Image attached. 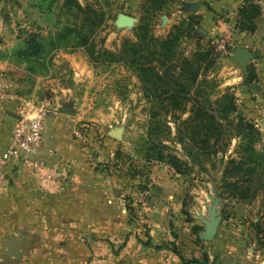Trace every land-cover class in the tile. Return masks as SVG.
<instances>
[{"label": "crops", "instance_id": "1", "mask_svg": "<svg viewBox=\"0 0 264 264\" xmlns=\"http://www.w3.org/2000/svg\"><path fill=\"white\" fill-rule=\"evenodd\" d=\"M247 1L171 0L168 8L175 11L162 16V23L155 25L160 32L155 29L154 34L165 38L178 21L191 19L197 33L182 38V44L191 42L192 45L190 50L187 46L181 49L183 57L191 58L197 52L206 51L214 45L217 36L224 34L235 43L232 54L236 48L249 49L255 56L249 67L255 68L257 80L247 87L244 84L247 72H241L231 84L222 85L217 76L216 90L232 85L238 105L242 103L238 92L246 99V104L252 102L246 111H240L260 131L264 128V0H250L262 8L255 33L241 31L238 26L240 9ZM188 3L199 4V10H189ZM16 51L13 49L0 61V73L11 76L9 96L0 101V153L8 148L18 121L10 113L19 114L28 107L37 109L39 106L26 101L29 90L22 89L33 90L34 86L33 82L29 85L28 76L27 80L16 76L15 64L24 69L26 64ZM213 72L217 74L218 70L210 67L204 71L203 68L199 80L212 79ZM135 77L141 87L139 78ZM71 104L76 110L73 116L62 112ZM81 119L75 102L50 109L43 148L31 157L32 167L19 161L6 168L8 179L0 187V264H185L170 248V219L183 215L180 200L184 201L186 196L180 186V176L166 163L152 169L150 180L155 186H149L150 237L154 245L163 248L147 247L140 240L138 227L127 222L129 212L124 197L126 192H134L135 178L127 177L124 168L115 163L119 162L117 158L125 147L113 138L108 140L107 146L86 144L85 131H80L77 124ZM158 194L167 200L162 208L158 205L160 202L155 201ZM259 220L255 218L254 223ZM247 228L243 238L228 242L224 255L228 264H264V242L255 231L256 225ZM219 234L214 240L218 243ZM219 246L223 245L219 243ZM197 248L193 251V246H189L187 255L193 253L198 258Z\"/></svg>", "mask_w": 264, "mask_h": 264}, {"label": "rangeland", "instance_id": "2", "mask_svg": "<svg viewBox=\"0 0 264 264\" xmlns=\"http://www.w3.org/2000/svg\"><path fill=\"white\" fill-rule=\"evenodd\" d=\"M77 1L83 8L93 7L103 18V23L96 35L97 48L104 46L113 52H118L127 39L137 41L138 34H145L140 28L144 27L140 24L142 15L140 7L143 0ZM68 8L70 7L65 5V0H0V61L5 59L3 57L11 53L13 49L23 47L22 42L31 34H40L49 40V37L55 36L63 26H74L75 24L82 26L85 13L76 8L71 10ZM170 11L174 12L175 9L167 8L156 16L158 19L155 20L156 23L154 22V30L156 24L162 23V16L170 15ZM121 13H130L138 19L133 29H120L116 26L117 17ZM180 23L181 21H178L174 26ZM156 30L160 32V28ZM234 44L232 41L233 47ZM185 46L190 50L191 42L182 44L180 50L182 48L184 50ZM230 54L217 58L218 61L213 69L218 70V73L213 72L214 77L209 80L211 84L208 85L207 94L202 101L208 99L215 102L219 94L227 91L233 92L230 87L232 85H227L218 91L214 89L215 93L208 95L213 86H217V79H215L217 76L223 85L241 75L242 70L231 61L232 54ZM23 58L26 61L25 69L16 64L14 69L18 78L23 79L28 76L29 85L33 82V90L29 87L22 89L29 90L26 101L38 103V107L45 105L44 107L49 108L48 110L75 102L82 114V119L77 124H79L80 131H85L88 139L85 141L86 144H93V147L95 145L107 146L111 138L108 130L111 127L125 128V138L117 141L120 146L125 147V150L121 151V156L117 158L119 162L115 163L120 168L121 166L124 168L127 177L134 176L135 178L134 192H126L124 198L127 209L129 205L135 209L137 217L132 218L129 215L127 222L130 226L133 223L136 224L134 226L139 229L140 240L146 242L149 238L151 239L152 222L148 212L151 208L149 186L154 187L155 185L151 184L150 176L153 167L162 163L156 160L157 153L150 148L158 143L167 145L173 153L187 162L183 167L186 169L184 174H178L171 168L175 175L182 179L180 186L186 192L184 201L180 200L183 205V215L170 219L172 238L170 248L173 251L176 248L179 256L188 261L193 260L195 255L191 253L188 256L187 250L189 246H193L194 251L197 246L199 259H203V255L208 254L210 264H228L227 257H224L228 242L243 238L247 234L246 228L255 224V218H260L264 223V195L262 193L252 201L239 200L232 197L230 189L225 186V180L237 179L227 174L225 168L231 157L239 156L237 152L242 142L240 139H234L226 153L210 155L199 151L190 140V135L186 133L183 124L190 113L183 114L182 119H177L179 111H166L160 105L162 101L160 98L152 96L149 98L142 86L140 87L135 74L123 63H109L107 59L105 62L94 64L89 60L87 50L83 48L64 46L57 50H46L39 53V56H34L32 53L24 54ZM0 75L10 80L9 74L2 72ZM238 94L242 100L239 108L246 111L247 105L252 102L248 101L246 104L244 101L246 99H243L244 97L239 92ZM190 106L188 105L189 108ZM22 111L20 115L24 113V110ZM248 120L252 122L251 119ZM168 127L171 128V132ZM151 129L155 131L149 132ZM263 142L264 138L261 136L258 143L259 149H264ZM115 163L113 166L116 167ZM213 194L223 199L221 206L224 220L218 236L222 247L219 246L218 241L217 243L215 241L198 242L197 235L193 232L195 227H199L200 232L204 231V224L199 221L198 212L203 210L205 217H208L206 205L207 203L212 204L210 196ZM155 196V201L160 202L158 205L161 208L167 204L165 196L162 194ZM178 205L180 210L179 201ZM184 211L188 212L191 221H188ZM133 219L136 221L132 222ZM176 225L184 227L177 228Z\"/></svg>", "mask_w": 264, "mask_h": 264}, {"label": "trees", "instance_id": "3", "mask_svg": "<svg viewBox=\"0 0 264 264\" xmlns=\"http://www.w3.org/2000/svg\"><path fill=\"white\" fill-rule=\"evenodd\" d=\"M169 1L171 0H143L140 7L142 14L140 24L144 27L140 28L145 34H138L137 41L127 39L120 51L113 52L104 46L97 48L96 35L103 23V18L97 11L90 6L83 8L77 0H65V5L70 7L69 10L76 8L85 13L82 26L78 24L63 26L55 36H50L49 40L40 34H31L22 42L24 46L16 52H19L18 57L26 62L23 58L24 54L32 53L34 56H39V53L46 50L73 46L87 50L89 60L94 64L105 62L107 59L109 63H123L139 78L149 98L152 96L162 100L160 102L162 109L179 111L177 119H182L183 114L190 113L183 124L186 133L190 135V140L199 151L218 155L226 153L234 139L242 141L237 152L239 156L231 157L225 168L227 174L237 179L225 180V186L230 189V194L234 198L245 201L255 200L259 194L264 195V149L258 147L261 132L253 121L239 115L238 98L233 88H231L233 92L219 94L215 102L208 99L202 101L211 83L205 78L199 80L200 72L203 68L204 71H208L210 67L215 66L217 58L221 56L216 52L214 45L204 52L195 53L191 58L182 56L180 50L182 38L197 33L191 19L174 26L165 38L155 36L153 27L155 20L158 19L156 16L168 8ZM261 15L262 8L248 0L240 9L239 29L255 33L258 29L257 20ZM257 78L256 70L251 66L245 74L244 84L249 87ZM216 87L214 85L208 95L214 94ZM188 105H191L190 108ZM168 129L171 132V128ZM152 131L155 130L151 129L149 132ZM150 150L156 151V160L159 163H167L176 173L184 174L186 171L183 167L187 162L173 153L167 145L158 143ZM166 150L169 152H165ZM128 199L130 201V198ZM134 211L135 209L129 205L128 212L132 218L137 217ZM184 212L188 221H191L188 212ZM134 221L136 220L133 219L132 222ZM255 225L257 234L264 242V223L259 220ZM193 232L197 235L198 242H202L199 239L200 228L195 227ZM143 243L157 250L163 248L154 245L150 238ZM174 251L178 253L176 248ZM181 259L185 264H210L208 254H204L203 259L194 258L191 261L184 257Z\"/></svg>", "mask_w": 264, "mask_h": 264}, {"label": "built area", "instance_id": "4", "mask_svg": "<svg viewBox=\"0 0 264 264\" xmlns=\"http://www.w3.org/2000/svg\"><path fill=\"white\" fill-rule=\"evenodd\" d=\"M214 47L220 56L230 54V50L232 51L233 48L231 37L219 35L216 42H214ZM8 89L9 81L7 77L0 75V101L7 100ZM21 116L22 119L17 121L8 148L5 152L0 153V187L7 182L6 168L8 166L22 161L23 164L32 167L31 157L43 148L49 110L44 106H40L37 109L33 107L26 109ZM256 127L258 128L257 125ZM260 132H262L261 134L264 138V128Z\"/></svg>", "mask_w": 264, "mask_h": 264}, {"label": "water", "instance_id": "5", "mask_svg": "<svg viewBox=\"0 0 264 264\" xmlns=\"http://www.w3.org/2000/svg\"><path fill=\"white\" fill-rule=\"evenodd\" d=\"M186 7L193 12H197L199 10V4L195 3H188L186 4ZM164 21H166V18H164ZM137 22L138 19L134 15L130 13H121L117 17L116 26L120 29H133ZM230 59L240 67L243 73H246L249 69V64L255 59V56L247 48H236ZM245 91L247 92V90ZM62 112L71 116L76 114L73 104L67 105L62 109ZM10 115L17 120L22 119V116L19 114L11 112ZM240 115H243V112L240 111ZM124 133V127H117L112 128L109 131V136L117 141H122ZM210 200L212 204L207 203L206 205L208 217H205L203 210L198 212V219L204 224V231L199 233V239L203 242H212L215 240L221 223L224 220L223 207L221 206L223 199L220 196L213 194L210 196Z\"/></svg>", "mask_w": 264, "mask_h": 264}]
</instances>
